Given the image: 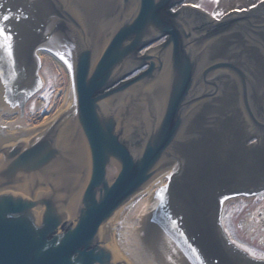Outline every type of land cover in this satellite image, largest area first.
<instances>
[{
  "label": "water",
  "instance_id": "obj_1",
  "mask_svg": "<svg viewBox=\"0 0 264 264\" xmlns=\"http://www.w3.org/2000/svg\"><path fill=\"white\" fill-rule=\"evenodd\" d=\"M181 1L0 0V264H125L122 211L164 175L147 226L173 264H264L220 221L227 200L264 188L256 143L238 144L264 143V12L199 29L184 11L210 15L174 13ZM38 49L66 63L70 87L33 126Z\"/></svg>",
  "mask_w": 264,
  "mask_h": 264
},
{
  "label": "rangeland",
  "instance_id": "obj_2",
  "mask_svg": "<svg viewBox=\"0 0 264 264\" xmlns=\"http://www.w3.org/2000/svg\"><path fill=\"white\" fill-rule=\"evenodd\" d=\"M262 1L264 0H240L229 5V8L222 9L221 0H185L186 4L198 6L209 14L214 10L216 17H222L233 10L248 9ZM37 52L40 57L38 75L42 85L24 104L26 124L33 126L45 123L59 112L70 87V71L67 65L64 66V61L49 50L38 49ZM53 56L58 59L54 60ZM250 140H246V144L256 141ZM220 221L223 231L235 246L253 257L264 258V191L253 196L241 195L227 200L220 210ZM123 258L126 259L124 256Z\"/></svg>",
  "mask_w": 264,
  "mask_h": 264
},
{
  "label": "bare ground",
  "instance_id": "obj_3",
  "mask_svg": "<svg viewBox=\"0 0 264 264\" xmlns=\"http://www.w3.org/2000/svg\"><path fill=\"white\" fill-rule=\"evenodd\" d=\"M237 2L240 0H221L220 8L227 9L229 5ZM56 58L53 56L54 60ZM63 64L66 67L65 62ZM24 110L25 105L23 106V121L26 124ZM168 182V176L159 177L144 191L128 201L124 207L119 219L118 239L121 254L126 257V259L123 258L125 264H173L157 248L147 226L151 214L163 200Z\"/></svg>",
  "mask_w": 264,
  "mask_h": 264
},
{
  "label": "flooded vegetation",
  "instance_id": "obj_4",
  "mask_svg": "<svg viewBox=\"0 0 264 264\" xmlns=\"http://www.w3.org/2000/svg\"><path fill=\"white\" fill-rule=\"evenodd\" d=\"M219 0H217V2H218ZM185 5V6H187V7H190V8H196V9H199V7L197 6H191V5H188V4H186V2H185V0H182L179 4H177V5H175V6H173L172 8H171V10L174 12V13H179L180 11H181V8H180V6L181 5ZM242 10H244L246 13H251V12H259V11H263L264 12V2H262L261 4H258V5H255V6H251L250 8H248V9H242ZM233 11H239V10H233ZM184 13L186 14V15H188V14H190L191 16L190 17H192V19H194L193 20V22H195V24H196V26L199 28V29H202V28H204V27H206V26H209V25H213V24H218L220 21H222L221 20V18L222 17H216V15H215V12H214V10H212L211 12H210V18L211 19H207L206 17H204L203 15L202 16H200L199 14H197V13H195V14H191L189 11H184ZM166 37L167 36H164V37H162V38H160V39H158V40H156V41H153V42H151V43H149V44H147L146 46H145V48L144 49H142L141 51H140V53H141V55H145L146 54V52H148L149 50H151V49H153V48H155V47H157L158 45H160V44H162L165 40H166ZM68 49V48H67ZM67 49H65V55H66V58H67V60L69 61V63H70V65H71V54H69V52H70V50H69V52H68V50ZM218 52H220L218 49L216 50V53H218ZM148 68V65L147 64H145V65H143V66H141V67H139V68H135L133 71H132V73H130L129 75H127V76H125V77H123V78H121L119 81H117V82H115L111 87H109L107 90H111L112 88H115L116 86H118L119 84H121L122 82H125V81H127L128 79H130V78H132V77H134V76H136L137 74H139L140 72H142V71H144V70H146ZM234 137L238 140L239 139V135H235L234 134ZM238 137V138H237ZM250 139H256V141H254V142H252V143H249V144H246V142L249 140V142L251 141ZM264 139V138H263ZM243 140V139H242ZM247 140V141H246ZM261 141H262V139L261 138H259L257 135H255V134H253V135H249L248 136V138H246V139H244V142L245 143H238L239 144V147L240 148H248V150H249V152L251 151V146H252V144L253 143H256L255 144V147H256V150H252V152H257L258 154L257 155H254L255 157V159L253 160L254 162H259V166L260 167H263L264 166V143H261ZM251 147V148H250ZM253 155V154H252ZM251 156V155H250ZM253 157V156H252ZM250 161H252V159L250 160ZM264 177H260L259 179L260 180H262ZM260 191H264V188H262V189H260V190H257L256 192H253V193H251L249 196H253L254 194H256V193H258V192H260ZM72 222H68V223H66L65 224V227H67V226H69L70 224H71Z\"/></svg>",
  "mask_w": 264,
  "mask_h": 264
},
{
  "label": "snow or ice",
  "instance_id": "obj_5",
  "mask_svg": "<svg viewBox=\"0 0 264 264\" xmlns=\"http://www.w3.org/2000/svg\"><path fill=\"white\" fill-rule=\"evenodd\" d=\"M5 19H7V17H5ZM0 34H2V32H0ZM5 39H6V40H9L10 37L5 36ZM10 54H11V53H10Z\"/></svg>",
  "mask_w": 264,
  "mask_h": 264
},
{
  "label": "crops",
  "instance_id": "obj_6",
  "mask_svg": "<svg viewBox=\"0 0 264 264\" xmlns=\"http://www.w3.org/2000/svg\"><path fill=\"white\" fill-rule=\"evenodd\" d=\"M262 2H264V1H262Z\"/></svg>",
  "mask_w": 264,
  "mask_h": 264
}]
</instances>
